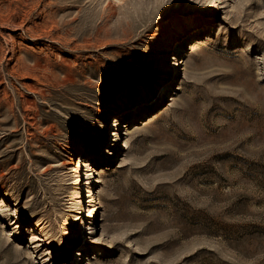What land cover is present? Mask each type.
<instances>
[{
	"label": "rangeland",
	"instance_id": "rangeland-1",
	"mask_svg": "<svg viewBox=\"0 0 264 264\" xmlns=\"http://www.w3.org/2000/svg\"><path fill=\"white\" fill-rule=\"evenodd\" d=\"M174 3L0 0V264H264V0Z\"/></svg>",
	"mask_w": 264,
	"mask_h": 264
},
{
	"label": "bare ground",
	"instance_id": "bare-ground-1",
	"mask_svg": "<svg viewBox=\"0 0 264 264\" xmlns=\"http://www.w3.org/2000/svg\"><path fill=\"white\" fill-rule=\"evenodd\" d=\"M218 0H214V4H213V6L211 7V10L209 11V12H216V11H218ZM8 19V18H7ZM5 21V20H4ZM192 43H194V46L193 47H195V46H197V44L199 43V44H201L202 42H199V39H196L195 41H193ZM174 46H176V49L175 50H177V49H179L180 47H181V44H180V42H177L176 44H174L173 45V47ZM181 60V59H180ZM186 65V60L185 61H183L178 67V70L180 71L181 70V67H182V65ZM25 65V64H24ZM22 66V65H21ZM181 66V67H180ZM184 70H185V68H184ZM182 76V75H181ZM172 77H173V75H172ZM166 86H169V85H166ZM115 116H114V124L113 125H111V127H110V125H109V129L110 128H118V130H120V128H123V131H124V127H125V124L123 123H121V121L119 120V119H117L118 118V116H117V114H114ZM119 115V114H118ZM112 122V121H111ZM117 147H120V148H125V143H124V141L123 140H120V138H119V143L117 144ZM78 160V161H77ZM76 161H77V163H78V174H79V176L80 175H83V177H84V158L83 159H81V157H77L75 160H73V162L72 163H76ZM74 171V170H73ZM93 181H94V183H100V180H99V178L98 177H94L93 178ZM83 183V182H82ZM82 192H83V188H81V191L79 192V193H77V195H81L82 194ZM86 192V191H85ZM92 196L94 197L95 196V193H92ZM1 198V197H0ZM79 198V197H78ZM0 201H1V199H0ZM95 201H97L96 199H92V200H90V205H89V209H91V208H93L94 209V213L92 214V215H89V216H91V217H94V216H96V214H97V212L99 211L98 209H97V206L99 205V203H95ZM86 217V216H85ZM81 240V239H80Z\"/></svg>",
	"mask_w": 264,
	"mask_h": 264
},
{
	"label": "snow or ice",
	"instance_id": "snow-or-ice-1",
	"mask_svg": "<svg viewBox=\"0 0 264 264\" xmlns=\"http://www.w3.org/2000/svg\"><path fill=\"white\" fill-rule=\"evenodd\" d=\"M115 3L119 4L122 3L123 0H114ZM157 3L160 5L161 8L164 9V12L169 11L168 6L171 5L172 7H175L174 0H157ZM194 3L196 5H199L200 7L196 9L198 12H206L210 11L211 7L214 4V0H194ZM164 13L161 12L160 15H163ZM86 215H92L91 211L86 212Z\"/></svg>",
	"mask_w": 264,
	"mask_h": 264
}]
</instances>
